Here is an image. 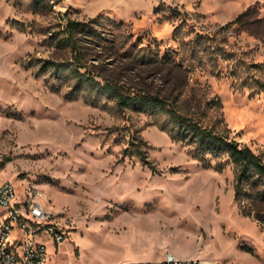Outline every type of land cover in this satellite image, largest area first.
Here are the masks:
<instances>
[{
    "label": "rangeland",
    "instance_id": "rangeland-1",
    "mask_svg": "<svg viewBox=\"0 0 264 264\" xmlns=\"http://www.w3.org/2000/svg\"><path fill=\"white\" fill-rule=\"evenodd\" d=\"M45 2L0 0V183H40L69 217L64 242H48L47 264H137L125 259L136 239L212 264H264V229L243 212L251 201L240 207L234 198L232 163L203 165L172 138L165 110L119 112L106 95L93 103L84 91L68 98V70L36 76L38 58L73 59L56 44L62 13L102 15L105 38L80 35L99 80L163 96L264 156V0ZM131 141L153 167L123 155ZM116 217L133 224L132 241L113 228Z\"/></svg>",
    "mask_w": 264,
    "mask_h": 264
},
{
    "label": "trees",
    "instance_id": "trees-1",
    "mask_svg": "<svg viewBox=\"0 0 264 264\" xmlns=\"http://www.w3.org/2000/svg\"><path fill=\"white\" fill-rule=\"evenodd\" d=\"M38 1L39 5L48 6L45 0ZM65 15L66 13H62L61 28L56 44L62 48H68L73 54V59L63 63L38 58L41 61L40 72L38 71L36 76H40L44 70L50 68L57 78L62 79L59 73L68 70L73 80V87L66 95L68 98H75L79 91H84L85 99L93 103H96L91 98L93 94L106 95L114 101V106L119 112L127 109L153 113L159 110L168 112L173 122L169 127L172 138L189 145V152L203 162V165L209 166L212 158L217 159L214 166L219 171H223L228 163L234 165V198L240 207L246 198L251 201L247 204V211L243 212L254 215L264 229V156L249 145L241 144L236 139L230 138L228 134L218 131L215 127L203 124L194 116L181 113L173 102H168L163 96L142 88L127 87L110 78L99 80L96 73L86 66L80 35L91 33L97 38H105L101 28L103 16L78 20L65 17ZM243 16L242 12L232 22L241 20ZM26 66L31 65L27 63ZM258 84L262 90L264 83L259 82ZM52 87L57 89L53 85ZM123 155L130 157L136 155L145 164L153 167L147 158L146 151L141 150L135 141H131L130 145L123 149Z\"/></svg>",
    "mask_w": 264,
    "mask_h": 264
},
{
    "label": "built area",
    "instance_id": "built-area-1",
    "mask_svg": "<svg viewBox=\"0 0 264 264\" xmlns=\"http://www.w3.org/2000/svg\"><path fill=\"white\" fill-rule=\"evenodd\" d=\"M3 157L0 151V160ZM71 228L69 217L51 206V197L40 183L27 182L20 188L12 180L0 183V264H47L49 240L58 248ZM137 264L212 263L166 250L160 260Z\"/></svg>",
    "mask_w": 264,
    "mask_h": 264
},
{
    "label": "crops",
    "instance_id": "crops-1",
    "mask_svg": "<svg viewBox=\"0 0 264 264\" xmlns=\"http://www.w3.org/2000/svg\"><path fill=\"white\" fill-rule=\"evenodd\" d=\"M117 218V217H116ZM118 219V218H117ZM113 223V228H115V227H117L118 229L121 227L122 228V230L121 229H119L120 231H123V233L125 234V235H127V236H125V238L127 237L128 238V240L129 241H132V238L131 237H128V236H131V235H129V232L127 231V229H132V227L131 226H133V224H131V222H128L129 223V225H128V228H126L125 226H124V224L125 223H123V222H121L119 219L118 220H115V221H112ZM120 231H118V232H116V233H119ZM148 241H140V240H134V241H132V249H131V251H130V254L129 255H125V259H127V258H131V257H134V258H136V260H137V262L139 261H141V260H143L144 258L142 257H140L139 255H141V254H147V253H149V255L151 256V255H156V256H160V259H162L163 257H164V254L161 252V251H159L158 249H157V247H156V249H154L153 248V245H151V244H148V246H144L145 244L144 243H147ZM145 247H147L148 248V250H145L144 248ZM173 251V250H172ZM143 252V253H142ZM176 253V255H178L179 257H186V256H183V255H180V254H177V252H175ZM129 256V257H128ZM149 257V256H148ZM147 257V258H148ZM187 257H197V256H187ZM147 260H150V259H147Z\"/></svg>",
    "mask_w": 264,
    "mask_h": 264
},
{
    "label": "bare ground",
    "instance_id": "bare-ground-1",
    "mask_svg": "<svg viewBox=\"0 0 264 264\" xmlns=\"http://www.w3.org/2000/svg\"><path fill=\"white\" fill-rule=\"evenodd\" d=\"M209 262V261H208Z\"/></svg>",
    "mask_w": 264,
    "mask_h": 264
}]
</instances>
